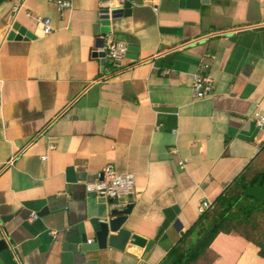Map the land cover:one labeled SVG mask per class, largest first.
I'll use <instances>...</instances> for the list:
<instances>
[{
	"label": "crops",
	"instance_id": "1",
	"mask_svg": "<svg viewBox=\"0 0 264 264\" xmlns=\"http://www.w3.org/2000/svg\"><path fill=\"white\" fill-rule=\"evenodd\" d=\"M56 1L0 0V240L18 264H159L264 146V0ZM127 4L107 34L138 50L114 70L94 55L101 10ZM197 72L214 80L200 99ZM107 164L136 176L123 227L144 243L73 253ZM199 263L264 258L223 233Z\"/></svg>",
	"mask_w": 264,
	"mask_h": 264
},
{
	"label": "trees",
	"instance_id": "2",
	"mask_svg": "<svg viewBox=\"0 0 264 264\" xmlns=\"http://www.w3.org/2000/svg\"><path fill=\"white\" fill-rule=\"evenodd\" d=\"M259 177L264 184V146L245 169L201 213L159 264H200L220 234L238 233L258 247L264 258V202L245 195Z\"/></svg>",
	"mask_w": 264,
	"mask_h": 264
},
{
	"label": "water",
	"instance_id": "3",
	"mask_svg": "<svg viewBox=\"0 0 264 264\" xmlns=\"http://www.w3.org/2000/svg\"><path fill=\"white\" fill-rule=\"evenodd\" d=\"M101 13L103 25L101 28V33L102 35H105L111 29V18L122 16L125 13L129 14L130 4H127L126 8H115L112 10L109 8H103ZM14 28H18V25H15ZM10 37H14L13 32L11 33ZM103 45L104 38L101 40L100 47ZM128 50L136 51L138 48L135 46H129ZM94 55L100 57L101 63L105 65L107 60L104 51L95 52ZM132 57L136 58V56ZM245 195L253 196L264 202L263 177H259L254 185L247 186ZM87 196L89 224L95 233V240H92L91 243L89 242L85 225L82 224L79 227V237L77 241L69 244V250L71 252L77 253L79 249L86 251L106 249L108 246L123 250L131 238L133 239V242L139 244L144 243L143 238L132 234L128 228L123 227L133 209L132 202L126 204V206L121 209L116 205V201L99 196L96 191H89ZM119 201L124 202L123 199ZM111 232L115 234H111ZM0 257L5 264H18L10 252L9 245L5 239L0 240Z\"/></svg>",
	"mask_w": 264,
	"mask_h": 264
},
{
	"label": "built area",
	"instance_id": "4",
	"mask_svg": "<svg viewBox=\"0 0 264 264\" xmlns=\"http://www.w3.org/2000/svg\"><path fill=\"white\" fill-rule=\"evenodd\" d=\"M124 3V0H121ZM56 6L59 10H63L66 7H71V2L69 1H56ZM111 10V9H110ZM43 26L44 34H50L52 32V21L49 17L38 18ZM102 51L106 54V60H109L112 68L114 70L119 69L122 66L123 59L128 52V46L126 43L117 40L112 34H107L105 37V44ZM214 87V80L210 76L204 75L202 72H197L194 74L192 92L193 96L197 99L204 98L207 96ZM256 123L257 126L262 127L264 125V114L256 112ZM88 191H96L99 196L106 197L116 201V205L119 208H124V202L119 200L124 198H133L136 190V176L133 172H119L113 164H107L99 177L93 181L87 183ZM213 206V201L204 200L199 210L201 213L205 212ZM36 214H32L31 219H37ZM57 236V233L54 232ZM91 243L92 240H89Z\"/></svg>",
	"mask_w": 264,
	"mask_h": 264
}]
</instances>
